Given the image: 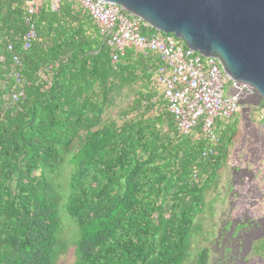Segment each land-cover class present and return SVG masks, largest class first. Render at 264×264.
<instances>
[{"label":"trees","instance_id":"16d2710c","mask_svg":"<svg viewBox=\"0 0 264 264\" xmlns=\"http://www.w3.org/2000/svg\"><path fill=\"white\" fill-rule=\"evenodd\" d=\"M26 6L0 0V264H58L69 247L72 264H207L196 220L237 130L217 128L214 147L200 126L180 135L157 96L159 56L117 55L73 3L39 5L22 51ZM13 54L17 104L5 98ZM122 94L133 98L112 116ZM251 249L264 260V233Z\"/></svg>","mask_w":264,"mask_h":264},{"label":"built area","instance_id":"2783aa9c","mask_svg":"<svg viewBox=\"0 0 264 264\" xmlns=\"http://www.w3.org/2000/svg\"><path fill=\"white\" fill-rule=\"evenodd\" d=\"M24 1L27 15L22 51H27L36 40L34 15L38 6L48 3L54 7L60 1H66L77 5L92 18L106 44L115 49L117 55H123L128 48L157 54L163 67L157 71L156 82L180 135H189L200 126L203 137L214 147L220 140L217 122H227L240 112L241 100L248 95H254L260 101L252 86L232 81L215 58L203 57L173 35L156 31L143 36L141 29L149 25L117 5L106 4L102 0ZM7 49L12 52L13 44H9ZM117 55L113 56V62L117 60ZM21 71L22 56L13 54L10 77L14 79L15 87L5 94V98L13 104L25 97L21 88ZM259 119L264 122V107L259 111ZM212 147L203 152V157L213 155Z\"/></svg>","mask_w":264,"mask_h":264},{"label":"rangeland","instance_id":"374dc122","mask_svg":"<svg viewBox=\"0 0 264 264\" xmlns=\"http://www.w3.org/2000/svg\"><path fill=\"white\" fill-rule=\"evenodd\" d=\"M156 92L159 97L160 89ZM132 98L122 94L111 115L115 116ZM258 104L254 95L242 98L240 112L227 121L235 127L237 135L229 147L227 160L220 164L218 187L212 185L205 208L196 220L202 235H197L198 242L193 247H208L207 264H264L251 249L264 233V122L259 119ZM246 221L253 222L254 227L240 229ZM73 251L69 247L58 264H72Z\"/></svg>","mask_w":264,"mask_h":264},{"label":"water","instance_id":"95a60500","mask_svg":"<svg viewBox=\"0 0 264 264\" xmlns=\"http://www.w3.org/2000/svg\"><path fill=\"white\" fill-rule=\"evenodd\" d=\"M215 58L264 102V0H102Z\"/></svg>","mask_w":264,"mask_h":264},{"label":"crops","instance_id":"0c3cea01","mask_svg":"<svg viewBox=\"0 0 264 264\" xmlns=\"http://www.w3.org/2000/svg\"><path fill=\"white\" fill-rule=\"evenodd\" d=\"M138 52V51H137ZM155 57H157V55H155ZM218 129H219V131L218 132H220V131H223L224 129H226V127H228L229 128V132L230 133H232V130L233 129H235V127L234 126H232L230 123H228L227 124V122H224V126H219V123H217V126H216ZM233 135V134H232ZM229 176V175H228ZM227 176V177H228ZM227 179V178H226ZM252 224V225H251ZM251 227H254V224H253V222H251V221H246V222H243V224L240 226V229H244V228H251Z\"/></svg>","mask_w":264,"mask_h":264}]
</instances>
